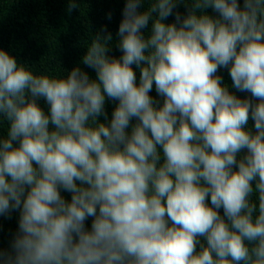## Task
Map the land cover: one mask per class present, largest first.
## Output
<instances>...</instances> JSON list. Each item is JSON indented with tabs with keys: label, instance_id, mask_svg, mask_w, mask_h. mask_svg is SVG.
Returning a JSON list of instances; mask_svg holds the SVG:
<instances>
[{
	"label": "clouds",
	"instance_id": "9594fccd",
	"mask_svg": "<svg viewBox=\"0 0 264 264\" xmlns=\"http://www.w3.org/2000/svg\"><path fill=\"white\" fill-rule=\"evenodd\" d=\"M181 3L126 0L95 78L0 49V216L20 213L0 264H264V0Z\"/></svg>",
	"mask_w": 264,
	"mask_h": 264
},
{
	"label": "trees",
	"instance_id": "16d2710c",
	"mask_svg": "<svg viewBox=\"0 0 264 264\" xmlns=\"http://www.w3.org/2000/svg\"><path fill=\"white\" fill-rule=\"evenodd\" d=\"M77 3L76 9L69 10V0H0V49L28 64L36 74L62 76L79 66L91 78H95V71L82 63V57L94 36L104 28L113 37L109 57L119 58L122 55L115 43L119 39L117 32L126 0H77ZM240 3L242 5L243 0ZM189 4L190 0H186L174 12H179L182 17L187 15ZM146 6L142 4L139 11H143ZM206 11L214 17L218 15L211 8ZM174 22L175 15L166 21ZM144 31L147 32L148 29ZM136 72L138 80L139 70ZM217 74L222 76L224 84L229 86L233 94L240 98H250V93L239 92L231 87L228 69L222 68ZM150 95L162 103L155 88ZM38 103L47 111L48 105L42 98ZM117 103L106 100L105 108L109 119ZM100 119L103 120V117ZM253 125L254 121L250 119L248 127L255 131ZM7 128V122L0 120V135H6ZM61 194L70 201V193L62 191ZM220 212L223 215L222 209ZM19 215V211H14L10 216H0V250L6 253L13 251L11 245L18 233ZM91 222L90 217L86 221V228L89 230Z\"/></svg>",
	"mask_w": 264,
	"mask_h": 264
}]
</instances>
